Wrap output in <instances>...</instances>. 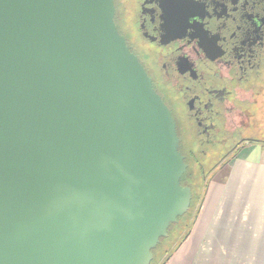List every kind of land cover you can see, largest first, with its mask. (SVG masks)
<instances>
[{"label": "water", "instance_id": "obj_1", "mask_svg": "<svg viewBox=\"0 0 264 264\" xmlns=\"http://www.w3.org/2000/svg\"><path fill=\"white\" fill-rule=\"evenodd\" d=\"M112 0H0V264H150L191 190Z\"/></svg>", "mask_w": 264, "mask_h": 264}, {"label": "flooded vegetation", "instance_id": "obj_2", "mask_svg": "<svg viewBox=\"0 0 264 264\" xmlns=\"http://www.w3.org/2000/svg\"><path fill=\"white\" fill-rule=\"evenodd\" d=\"M112 5L118 34L174 121L186 179L197 170L206 190L246 148L264 147V0Z\"/></svg>", "mask_w": 264, "mask_h": 264}, {"label": "crops", "instance_id": "obj_3", "mask_svg": "<svg viewBox=\"0 0 264 264\" xmlns=\"http://www.w3.org/2000/svg\"><path fill=\"white\" fill-rule=\"evenodd\" d=\"M201 257L264 264V147L246 148L208 183L195 224L165 264H201Z\"/></svg>", "mask_w": 264, "mask_h": 264}, {"label": "rangeland", "instance_id": "obj_4", "mask_svg": "<svg viewBox=\"0 0 264 264\" xmlns=\"http://www.w3.org/2000/svg\"><path fill=\"white\" fill-rule=\"evenodd\" d=\"M198 183L201 185L199 179H188V185L192 187L195 196L192 197L191 206L188 210L189 212L187 211V216L171 230L168 239L161 242L158 249L155 250L150 264H165L182 246V240V244L184 243V239L187 236L186 233L190 231L189 226L196 219L197 212L199 211L205 193V183L201 186H199ZM188 262H190V264H195L192 260L187 261V263ZM201 264H232V257H201Z\"/></svg>", "mask_w": 264, "mask_h": 264}, {"label": "trees", "instance_id": "obj_5", "mask_svg": "<svg viewBox=\"0 0 264 264\" xmlns=\"http://www.w3.org/2000/svg\"><path fill=\"white\" fill-rule=\"evenodd\" d=\"M187 174H188V173H187ZM189 174L191 175V178H195L196 180L199 179V182H201V185L204 184V181H203V179H201V176H200V174H199V172H198L197 170H193V169H192V170L189 172ZM186 176H187V175H186ZM186 176L184 177V180H183V181H184L185 184L187 183V185H188V179H186ZM183 181H182V183H183ZM198 185H199V183H198ZM201 185H199V186H201ZM204 185H205V184H204ZM188 186H189V185H188ZM199 186H198V187H199ZM189 187H190V189H191V191H192V197H195V196H194V193H193V189H192V187H191V186H189ZM203 197H204V195H203ZM202 199H203V198H202ZM190 206H191V203H190ZM188 212H189V211H188ZM188 212H187L186 214H184L182 217L178 218V219H177V222H176L175 224H173V225L170 226V228H169V230H168V235H167V237H165V238H161V239L159 240L158 245H157L156 248L152 251V254H153V255H154L155 250L158 249V247L160 246L161 242L166 241V240L168 239L171 230H172L175 226H177V224H179L180 221L183 220V219L187 216ZM197 215H198V212H197ZM196 219H197V216H196ZM196 219H195V221H193V222L191 223V225L189 226V230H191V228H192L193 225L195 224ZM182 230H183V229H182ZM189 232H190V231H189ZM189 232L186 233L187 236H188ZM185 239H186V238H185ZM185 239H184V240H185ZM182 242H183V240L181 241V245H182Z\"/></svg>", "mask_w": 264, "mask_h": 264}]
</instances>
